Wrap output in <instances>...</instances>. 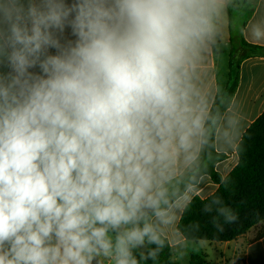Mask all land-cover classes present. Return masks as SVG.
Listing matches in <instances>:
<instances>
[{
	"label": "clouds",
	"instance_id": "clouds-1",
	"mask_svg": "<svg viewBox=\"0 0 264 264\" xmlns=\"http://www.w3.org/2000/svg\"><path fill=\"white\" fill-rule=\"evenodd\" d=\"M223 4L0 0V264H156L172 247L211 189L201 73ZM213 205L218 231L238 220Z\"/></svg>",
	"mask_w": 264,
	"mask_h": 264
},
{
	"label": "crops",
	"instance_id": "crops-1",
	"mask_svg": "<svg viewBox=\"0 0 264 264\" xmlns=\"http://www.w3.org/2000/svg\"><path fill=\"white\" fill-rule=\"evenodd\" d=\"M244 0H224L219 17L220 36L209 52L203 65L202 86L208 94L209 108L216 94L224 91L228 82L229 55L235 52L238 60L237 86L228 108L222 114L214 135V150L224 154V159L215 164L214 169L223 178L237 163L236 146L247 127L264 111V54L242 56L240 42L264 47V36L253 37V29L259 27L264 32V0L245 2ZM236 6L231 12L228 5ZM214 61V62H213ZM230 128L229 134L225 129ZM209 178V176H208ZM211 189H206L203 197L211 195L217 188L209 178ZM201 187H204L202 184ZM252 230V229H251ZM250 231V230H249ZM248 231V232H249ZM247 233V232H246ZM228 242L199 241V251H187L185 264H189L190 254H200L205 264H212L225 254L235 255L242 248V254L232 264H264V237L251 241L247 234ZM177 232L172 240V261L175 262L176 248H185L186 243ZM195 243V242H193ZM194 245H197L196 243Z\"/></svg>",
	"mask_w": 264,
	"mask_h": 264
},
{
	"label": "trees",
	"instance_id": "trees-1",
	"mask_svg": "<svg viewBox=\"0 0 264 264\" xmlns=\"http://www.w3.org/2000/svg\"><path fill=\"white\" fill-rule=\"evenodd\" d=\"M255 0H244L254 2ZM236 6L228 5L231 12ZM242 56L264 54V47L240 42ZM235 52L229 55L228 82L223 92L214 96L210 112L216 116L217 124L212 128V137L219 120L228 108L230 100L237 86L238 60ZM210 138L205 145L202 163L207 165V173L211 181L217 185L216 190L206 198L194 199L190 209L184 213L182 222L178 223L177 233L187 241L228 242L243 236L251 229L257 233L251 241L264 237V111L247 127L236 146L237 163L223 178L214 169L216 163L224 159V154L214 150V139ZM214 197H219L224 206L230 207L238 214V220L232 224H224L223 217L220 223L224 224L223 231H218L212 223L216 215L213 212L204 213V204H211ZM172 247L167 244L160 253L156 264H175L172 259ZM189 264H205L200 254H190Z\"/></svg>",
	"mask_w": 264,
	"mask_h": 264
},
{
	"label": "rangeland",
	"instance_id": "rangeland-1",
	"mask_svg": "<svg viewBox=\"0 0 264 264\" xmlns=\"http://www.w3.org/2000/svg\"><path fill=\"white\" fill-rule=\"evenodd\" d=\"M235 6V5H234ZM257 229H252L249 232H247V236L245 237L246 240L244 242H247V240H250L256 233ZM195 242L197 245H194ZM199 241H192L190 243H186L185 248H182L181 246L176 248L175 251V262L176 264H185L186 254L187 251H199V247L201 243H198ZM242 254V248L238 249L235 255L232 256V254H225L223 258L219 259L217 262L212 264H232L233 260L236 259L237 256H240Z\"/></svg>",
	"mask_w": 264,
	"mask_h": 264
}]
</instances>
